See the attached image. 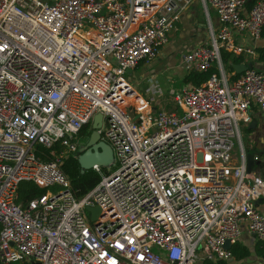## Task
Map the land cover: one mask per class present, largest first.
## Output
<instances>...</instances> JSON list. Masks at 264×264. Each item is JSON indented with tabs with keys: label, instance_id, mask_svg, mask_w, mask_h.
<instances>
[{
	"label": "built area",
	"instance_id": "2783aa9c",
	"mask_svg": "<svg viewBox=\"0 0 264 264\" xmlns=\"http://www.w3.org/2000/svg\"><path fill=\"white\" fill-rule=\"evenodd\" d=\"M191 1L0 0V264H200L230 260L222 244L242 231L264 240V169L246 173L239 139L251 107L264 116V73L230 80L219 57L256 56L233 36L260 38L264 0H198L217 28L178 63L213 67L204 83L162 92L148 81L143 97L127 77ZM96 114L111 170L94 167L97 184L76 199L60 165ZM20 182L45 192L22 205Z\"/></svg>",
	"mask_w": 264,
	"mask_h": 264
},
{
	"label": "crops",
	"instance_id": "0c3cea01",
	"mask_svg": "<svg viewBox=\"0 0 264 264\" xmlns=\"http://www.w3.org/2000/svg\"><path fill=\"white\" fill-rule=\"evenodd\" d=\"M207 24L214 30L217 28L216 16L210 8L205 16L202 12L198 0H192L189 5L181 12L178 22L173 31L169 35L168 44L162 48L155 59L140 64L137 68L128 72L127 77L136 85L154 83L160 90L166 91L169 88L180 90L185 84L180 85L184 71L179 66L178 60L180 56L190 49L198 45H206L208 43ZM262 35L257 41H253L245 36H233V41L239 46L251 48L253 50L264 48V29ZM239 64L252 68L264 73V63L254 58L241 57ZM229 73H227L228 75ZM234 74V72H233ZM231 76V75H228ZM180 83L178 87L174 84ZM248 121L240 124L239 139L245 162H252L251 172L260 174L259 165L262 164L264 169V116L254 107L248 112ZM239 149L235 145L232 151V165L239 162ZM260 211L264 213V204L261 202ZM264 241V240H263ZM238 242L252 249V245L256 240L246 235L243 231L240 234ZM228 264H264V260L250 255L241 261H227Z\"/></svg>",
	"mask_w": 264,
	"mask_h": 264
},
{
	"label": "trees",
	"instance_id": "16d2710c",
	"mask_svg": "<svg viewBox=\"0 0 264 264\" xmlns=\"http://www.w3.org/2000/svg\"><path fill=\"white\" fill-rule=\"evenodd\" d=\"M250 3H248L249 5ZM263 33V32H262ZM261 33V35H262ZM257 61L264 63V48H258L254 50ZM220 62L223 70L226 73H229V79L232 80L237 75L233 74V70L231 69L232 65L239 64L241 61L240 57L232 56L224 51L219 52ZM215 72V69L211 67L209 70L205 72H197V71H189L186 72L182 77L181 82L184 84H191L193 86H198L204 83L207 78ZM36 155L44 160L48 161L51 159L50 152L44 148L38 147L36 149ZM61 172L66 176L69 182V189L74 198L79 199L88 193L98 182L99 174L93 170L84 171L80 173L79 166L76 162L75 158L68 157L63 161L60 165ZM100 172L104 173L105 169H100ZM45 192L44 189L38 188L30 182H20L17 187L16 192V201L24 205L31 199L43 195ZM252 249L248 248L236 242L229 249L230 258L233 261H241L243 259L248 258L250 255H254L255 257L264 260V241H256L253 243ZM12 264H26L25 262H17ZM200 264H228L227 261H208L204 260Z\"/></svg>",
	"mask_w": 264,
	"mask_h": 264
},
{
	"label": "water",
	"instance_id": "95a60500",
	"mask_svg": "<svg viewBox=\"0 0 264 264\" xmlns=\"http://www.w3.org/2000/svg\"><path fill=\"white\" fill-rule=\"evenodd\" d=\"M235 75H239L246 69V66L242 64H235L231 66ZM130 116V114H129ZM101 123V116L96 114L93 117L90 125V133L86 142L79 146L77 150L76 162L79 166L80 173L84 171L92 170L94 167L99 169H106L112 163V151L108 145L99 140V136L96 132L99 129ZM252 162L246 160L245 171L251 172ZM260 174H262V164L259 165ZM85 212L88 213L89 219L93 220L99 215V210L96 207H86ZM222 249L229 252L230 245L228 242L222 244Z\"/></svg>",
	"mask_w": 264,
	"mask_h": 264
},
{
	"label": "rangeland",
	"instance_id": "374dc122",
	"mask_svg": "<svg viewBox=\"0 0 264 264\" xmlns=\"http://www.w3.org/2000/svg\"><path fill=\"white\" fill-rule=\"evenodd\" d=\"M140 64H142V63H140ZM140 64H138L137 66H136V68L140 65ZM180 83H178V82H176L175 84H174V87H178V86H180V85H182L183 83H181L180 85H179ZM134 87H135V89L139 92V94L141 95V96H143V97H146V94L144 93V91H143V85H134ZM240 124H239V129H240ZM85 141H86V137H82V138H80L78 141H77V143H78V145H81V144H84L85 143ZM106 169H110L111 170V168H106Z\"/></svg>",
	"mask_w": 264,
	"mask_h": 264
}]
</instances>
